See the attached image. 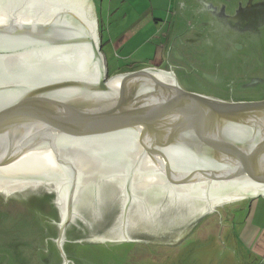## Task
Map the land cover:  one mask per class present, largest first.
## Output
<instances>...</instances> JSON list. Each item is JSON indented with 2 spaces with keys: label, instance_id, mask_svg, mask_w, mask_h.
<instances>
[{
  "label": "water",
  "instance_id": "water-1",
  "mask_svg": "<svg viewBox=\"0 0 264 264\" xmlns=\"http://www.w3.org/2000/svg\"><path fill=\"white\" fill-rule=\"evenodd\" d=\"M100 30L99 0H0V264H256L264 0H173L163 62L110 76Z\"/></svg>",
  "mask_w": 264,
  "mask_h": 264
},
{
  "label": "crops",
  "instance_id": "crops-1",
  "mask_svg": "<svg viewBox=\"0 0 264 264\" xmlns=\"http://www.w3.org/2000/svg\"><path fill=\"white\" fill-rule=\"evenodd\" d=\"M173 9V0H99L102 48L158 67ZM131 66V65H130ZM231 229L243 246L264 261V196L230 209Z\"/></svg>",
  "mask_w": 264,
  "mask_h": 264
},
{
  "label": "flooded vegetation",
  "instance_id": "flooded-vegetation-1",
  "mask_svg": "<svg viewBox=\"0 0 264 264\" xmlns=\"http://www.w3.org/2000/svg\"><path fill=\"white\" fill-rule=\"evenodd\" d=\"M244 41H246V42H249V43H251L252 42V39L251 38H244ZM249 48V47H248ZM252 81H255V82H258L259 83V80L258 79H255L254 78V80H252ZM252 85H254V84H256V83H251ZM52 203H54L53 201H52ZM54 205V204H53ZM53 207H56V205H54V206H51L50 208H51V210L52 211H54V208ZM57 208V207H56ZM58 214H59V212H58ZM97 216L95 217V219L93 218V219H90L89 218V220H87V222L85 223H79V226H77V228H74L73 230H79V231H81V234L82 235H84L85 233H87V229H89V227H91L90 225H88L89 223L90 224H92V225H94L95 224V222L97 223H99L97 226H95L94 227V229L96 228V229H98V228H100V226H101V228H103V226H107V225H111V223H112V220H113V216H112V214L110 215V216H108L107 214H108V212L107 213H98V211H97ZM102 216H103V218H104V220L102 219ZM105 217L107 218V219H105ZM92 220V221H91ZM58 221H59V216H58ZM108 221V222H107ZM105 222H107L106 224H105ZM57 223V222H56ZM56 223H55V226H56ZM93 229V230H94ZM56 230H57V226H56ZM73 230L72 231H70V234H73L72 232H73ZM91 230V229H90ZM95 232V230L94 231H92V232H88V235H89V237H83V238H81V240H77L76 241V239L75 240H63V244H62V247H63V251H64V245H65V243L67 242V241H69V242H77V243H83V242H96V241H100V240H98V239H95V235H93V237L91 236L92 235V233H94ZM57 234V233H56ZM85 236V235H84ZM91 236V237H90ZM107 237V236H106ZM106 237H104V239L106 238ZM55 239H56V237L53 239V241H54V244H55ZM107 240H109V239H107ZM106 240V241H107ZM140 240H142V239H140ZM159 239H156V240H150V242H154V243H158L157 241H158ZM144 241H147L148 242V240H144ZM100 242H104V241H100ZM110 242V241H109ZM117 243H121V242H117ZM56 246V245H55ZM70 252V251H69ZM64 253H65V255H66V258L68 259V263L67 264H69V262H71L72 261V259H73V257L75 256V253H73V254H67V252L66 251H64ZM58 257L60 258V262H59V264H62L63 263V260H62V256H60V255H58Z\"/></svg>",
  "mask_w": 264,
  "mask_h": 264
},
{
  "label": "rangeland",
  "instance_id": "rangeland-1",
  "mask_svg": "<svg viewBox=\"0 0 264 264\" xmlns=\"http://www.w3.org/2000/svg\"><path fill=\"white\" fill-rule=\"evenodd\" d=\"M102 42V39H101ZM102 52L105 54L106 57V62H107V70H108V75L110 76L115 70L122 66H130L132 64L130 59V62H127L126 60L128 59H123L121 55L117 54L113 50H111L109 47L104 46L102 49Z\"/></svg>",
  "mask_w": 264,
  "mask_h": 264
},
{
  "label": "trees",
  "instance_id": "trees-1",
  "mask_svg": "<svg viewBox=\"0 0 264 264\" xmlns=\"http://www.w3.org/2000/svg\"><path fill=\"white\" fill-rule=\"evenodd\" d=\"M103 44V43H102ZM136 69H138V68H136ZM136 69H126V70H123V71H121V72H124V71H129V70H136ZM16 202V201H15ZM0 203H1V199H0ZM1 205V204H0ZM11 205V207L13 208V209H15V207H16V209L17 210H20L23 206H22V204H20L19 202H16V203H12V204H10ZM51 210V208H50V206H48V205H46L44 208H43V210H45V212L44 213H48V215H49V212L48 211H50V210H48V208ZM37 209V208H36ZM42 210V211H43ZM51 212V211H50Z\"/></svg>",
  "mask_w": 264,
  "mask_h": 264
},
{
  "label": "built area",
  "instance_id": "built-area-1",
  "mask_svg": "<svg viewBox=\"0 0 264 264\" xmlns=\"http://www.w3.org/2000/svg\"><path fill=\"white\" fill-rule=\"evenodd\" d=\"M261 264H264V261Z\"/></svg>",
  "mask_w": 264,
  "mask_h": 264
}]
</instances>
